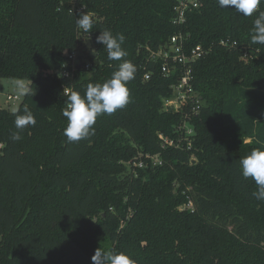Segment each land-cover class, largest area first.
Wrapping results in <instances>:
<instances>
[{
    "label": "trees",
    "instance_id": "1",
    "mask_svg": "<svg viewBox=\"0 0 264 264\" xmlns=\"http://www.w3.org/2000/svg\"><path fill=\"white\" fill-rule=\"evenodd\" d=\"M176 5L0 0V78L31 87L17 111L0 109V264H92L98 248L135 264H264V201L239 165L264 150V45L250 37L264 3L244 17L202 0L182 25ZM86 12L87 33L75 24ZM104 30L124 35L122 59L136 66L130 102L99 116L94 135L68 143L67 96L83 97L122 62L96 43ZM180 34L185 50L203 51L192 65L196 114L192 105L165 108L182 71L165 75L150 58ZM25 107L36 124L13 141ZM187 120L192 135L182 129Z\"/></svg>",
    "mask_w": 264,
    "mask_h": 264
},
{
    "label": "clouds",
    "instance_id": "2",
    "mask_svg": "<svg viewBox=\"0 0 264 264\" xmlns=\"http://www.w3.org/2000/svg\"><path fill=\"white\" fill-rule=\"evenodd\" d=\"M219 8L251 17L257 12L264 0H217ZM78 30L87 33L93 28L92 14L89 12L79 14L75 18ZM251 43L264 45V11L259 12L254 20V26L250 33ZM125 37L123 34L113 35L110 30L100 32L96 43L103 45L107 51L109 61H122L110 79L102 84H88L82 97L78 92L72 91L65 101L66 107L62 115L67 119V126L63 135L68 143L78 142L94 135V125L101 115H112L118 109L125 107L130 102L128 82L135 78L136 66L129 60L122 58L127 55L123 49ZM94 51V50H93ZM17 95L25 96L31 93V87L23 79L13 81ZM36 121L31 111L25 107L23 114H17L14 126L18 130L11 135L13 141L21 139L20 131L28 126H35ZM243 178L254 181L257 190L253 196L264 201V150L254 148L250 154L239 160ZM92 264H135L125 253H116L111 250L98 248L91 257Z\"/></svg>",
    "mask_w": 264,
    "mask_h": 264
},
{
    "label": "built area",
    "instance_id": "3",
    "mask_svg": "<svg viewBox=\"0 0 264 264\" xmlns=\"http://www.w3.org/2000/svg\"><path fill=\"white\" fill-rule=\"evenodd\" d=\"M202 0H177V5L174 10L176 13L175 24L182 25L186 21V16L188 12H191L197 9L201 5ZM185 37L180 35H175L171 38L170 44L164 48H161L158 51H152L150 53V58L154 62L162 63V72L165 75H171L177 69L181 68V77L179 82L173 86V91L175 97L173 99L167 100L165 102V108L167 110L173 111H183V109L189 105H192L193 114H196L200 111L202 100L198 98L197 92L193 90L191 84L192 81V65L203 56V51L199 48L193 49L190 52L185 50ZM223 45H228L225 42H222ZM78 58L76 52L69 55V62L72 64ZM91 64L86 65V69H89ZM67 77L70 73L65 71ZM145 79L149 80L150 75L146 74ZM70 90H66V94H69ZM18 96H8V100H18ZM186 119L188 115H186ZM189 120L185 121L182 126V129H185L187 135H192L193 130L189 126ZM166 143L170 145L174 144V141H170L164 136H160ZM142 166V165H140ZM192 205V204H191Z\"/></svg>",
    "mask_w": 264,
    "mask_h": 264
},
{
    "label": "rangeland",
    "instance_id": "4",
    "mask_svg": "<svg viewBox=\"0 0 264 264\" xmlns=\"http://www.w3.org/2000/svg\"><path fill=\"white\" fill-rule=\"evenodd\" d=\"M13 81L14 80L0 78V109H7L15 112L18 110L25 96H19L16 94ZM8 96H18L19 99L9 101ZM155 161H157V159H155Z\"/></svg>",
    "mask_w": 264,
    "mask_h": 264
},
{
    "label": "water",
    "instance_id": "5",
    "mask_svg": "<svg viewBox=\"0 0 264 264\" xmlns=\"http://www.w3.org/2000/svg\"><path fill=\"white\" fill-rule=\"evenodd\" d=\"M91 56H92V58L94 59V61H95V64L96 65H99V62L96 60L97 59V56H96V54L95 53H91ZM195 161L193 160V163H194Z\"/></svg>",
    "mask_w": 264,
    "mask_h": 264
}]
</instances>
